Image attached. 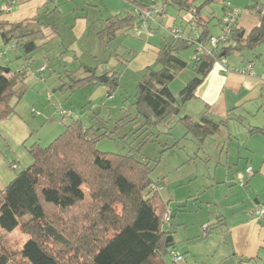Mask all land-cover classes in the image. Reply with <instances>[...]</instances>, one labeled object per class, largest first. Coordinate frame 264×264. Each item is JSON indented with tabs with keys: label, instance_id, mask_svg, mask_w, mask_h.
<instances>
[{
	"label": "trees",
	"instance_id": "trees-1",
	"mask_svg": "<svg viewBox=\"0 0 264 264\" xmlns=\"http://www.w3.org/2000/svg\"><path fill=\"white\" fill-rule=\"evenodd\" d=\"M123 1L134 8L135 14L129 12L123 18H105L104 27L97 33L101 47H108L118 34L128 33L136 22L139 23L136 8H148L154 3ZM165 1L167 5H173L189 15L187 24H190V30L185 32V36L192 34L191 28L197 29L199 40L213 35L209 17L201 16L203 7L213 0H202L200 5H194V0ZM218 1L222 4L224 14L230 4L225 0ZM7 3L0 4V13L11 11L9 4L15 5L17 0H8ZM258 3L260 1L253 0L250 10L259 16V25L246 33L236 20L230 35L219 48V57L246 48L253 49L264 43V13L257 8ZM3 6H8V10L3 9ZM221 19H218V23ZM42 24L37 15L15 22L0 19L1 38L5 43L12 40L14 49L20 51L18 58L23 57L25 60L24 66L16 71H12L9 65L0 64V119L11 113L12 99H20L25 92L32 59L29 54L42 38ZM5 26L9 28L4 29ZM170 37L157 52L159 67L155 69L147 66L139 72L133 103L136 114L131 119L135 121L138 117L142 118L141 126L145 130L166 117L168 125L175 119L185 129L182 137L189 136L197 149H201L207 139L227 127L229 118H214L206 110L201 117L193 119L190 115L181 114L180 110L182 103L194 96L215 60L207 55L184 59L181 52L194 46V43L184 37ZM125 52L129 56L115 53L118 65L109 66L101 72L96 71V66L85 64H81L80 75L67 72L66 76L71 82L69 86L88 83L104 85L107 88L106 95H113L120 86L123 67L136 54ZM4 53L0 51V57ZM44 68V65L40 66L37 74L42 76ZM184 68L192 70L195 76L177 95H173L169 83ZM99 125V122H91L84 126L79 117L73 118L48 146L33 144L29 148L31 164L22 169L15 166L20 169L19 172L0 189V229L10 232L22 226L30 234L20 250L24 264H169L166 256L175 245L174 227L169 222L172 213L168 210V201L163 199L158 190V183L152 182L150 178V163L137 159L132 153L110 154L97 150L96 142L106 135L97 132ZM250 131L264 134V128ZM152 134L147 133L138 144L142 146L152 139ZM84 185L88 186L93 203L86 207L81 220H72L79 223L78 229L73 231V238L68 239L48 221L45 206L69 212L85 204ZM25 217L27 219L23 220ZM223 221L219 216L214 225L207 227L218 228ZM207 227L206 234L209 231ZM53 244H60L68 253L60 255L57 249L52 248ZM9 258L7 254H0V264H11ZM175 258L173 254V260L177 262Z\"/></svg>",
	"mask_w": 264,
	"mask_h": 264
},
{
	"label": "rangeland",
	"instance_id": "rangeland-1",
	"mask_svg": "<svg viewBox=\"0 0 264 264\" xmlns=\"http://www.w3.org/2000/svg\"><path fill=\"white\" fill-rule=\"evenodd\" d=\"M75 1L77 5H81V1L83 3V0ZM84 1L86 5L82 11L75 10L77 6L73 0H23L20 3L18 0L15 5L9 4L11 14L5 11L10 20H20L26 15L37 14L47 25L56 23L57 29L51 25L43 28L46 36L37 41L36 48L29 54L32 59L25 81V92L20 99H12L11 113L0 119V189L20 169L31 164L29 148L33 144L48 146L73 118L79 117L84 126L99 122L97 132L106 135L96 142L97 150L110 154L132 153L137 159L150 163V178L152 182L158 183V190L163 199L168 201V210L172 213L169 222L174 227L175 245L167 253L168 263L212 264L214 250L219 245V234H223V231L209 229L207 226L214 225L221 214L232 211L227 207V198L234 187L230 188L224 180L226 175L228 178L235 175L232 169L237 172L245 167L244 160L235 158V151H239L238 140L229 136L228 130L235 124L207 139L201 149H197L189 136L182 137L185 129L175 119L168 125L166 117L156 125L149 126L147 130L143 129L142 118L138 117L135 121L131 119L136 114L133 103L139 73L130 66L123 67L120 86L110 97L104 94L93 99L91 94L98 86L95 84L70 87L71 82L66 73H79L81 63L96 66V71L101 72L117 64L115 49H119L121 54L125 53V48L120 45L122 39L129 37L134 45L138 41H146L144 34L136 36L132 28L128 33L118 34L109 45L110 48L99 46L96 32L103 22L89 20L88 27H83L81 21L87 19L79 16L80 13L86 14L88 9H92L91 14L98 19L111 4L107 0H100L98 5H95V0ZM192 3L200 5L202 0H194ZM252 3L250 0L244 9L235 6L236 4L231 6L250 12ZM0 4L8 3L0 0ZM129 8L133 13V7L129 5ZM85 14L82 16L85 17ZM222 14V4L218 0L207 3L201 10V16L210 19V32L213 35L221 31L218 19L222 18ZM76 15L77 18L74 19ZM124 15L125 12L120 17ZM13 45L12 40L5 43L0 35V51L5 52L0 57V64L9 65L12 71H16L24 66L25 60L23 57L18 58L20 51L14 49ZM194 48L191 46L184 50L181 56L188 60L194 54ZM260 53L264 54V43L235 54L258 63L255 55ZM42 65L45 68L40 76L37 70ZM151 65L155 69L159 67L156 61ZM61 109L71 110L74 115H61ZM117 124L120 127L117 128ZM149 132L153 133L152 139L140 146L138 143ZM82 189L85 204L69 212L50 205L45 206L48 221L68 239H72L73 231L78 229L79 223L72 220H81L86 207L93 203L88 186L84 185ZM26 219L27 217L23 220ZM206 227L209 230L207 235ZM29 238L30 234L22 226L10 232L0 229V254L9 255L11 264H24L20 250ZM59 245L53 244L52 248L57 249L60 255H66L68 250ZM173 254L181 255L182 260L175 262Z\"/></svg>",
	"mask_w": 264,
	"mask_h": 264
},
{
	"label": "crops",
	"instance_id": "crops-1",
	"mask_svg": "<svg viewBox=\"0 0 264 264\" xmlns=\"http://www.w3.org/2000/svg\"><path fill=\"white\" fill-rule=\"evenodd\" d=\"M22 1L19 0V3ZM99 1L95 0V5H98ZM141 1L150 4L152 1L157 0ZM227 1L230 5L236 4L235 6L240 8L247 7L248 3H250V0ZM73 2L77 6L75 10L82 11L85 9L86 2L84 0L83 3L82 1L79 2L81 5H77L75 0ZM107 2L111 5L104 9L103 14H100L101 17L98 19H95L96 17L94 18L91 14L92 9H88L86 14L80 13V18L87 19L81 21L83 27H88L89 20H100L103 22L109 16L123 18L130 12V4L125 1L107 0ZM243 9L242 11L239 9L237 25L242 27L247 33L253 27L258 26L260 21L259 16L257 15L256 17L253 11L250 10V13L245 9L246 11L243 12ZM134 11L133 8V13L135 14ZM124 12L125 15L120 17ZM5 13H0V19L10 22L37 15H26L20 20H10ZM252 13L255 16L251 15ZM83 14H85V17L82 16ZM75 18H77V15ZM39 19L43 23L40 26L42 37L46 36L43 30L44 27L51 25L52 28L57 29L56 23L47 25L45 24L46 21ZM188 19V14L179 11L173 5H167L165 11L156 16L155 22H151L149 27L142 31L141 35L144 34L146 37L145 42L138 41L134 45L129 37L122 39L120 45L125 48L124 51L137 53L126 63V67L130 66L139 73L147 66H152L151 64L156 61L159 48L171 38L168 29L171 26H178L182 27L184 33L188 32L190 30V24H187ZM75 24H77V20ZM136 25H138V22H136ZM103 27L104 22L102 27L96 32V38L98 31ZM8 28L9 26L4 27V29ZM109 45L108 47L110 48ZM115 51L119 53V49H115ZM235 53L239 52L231 53L225 57V66L218 62L213 64L212 69L196 88L194 96L182 103L180 113L190 115L193 119H198L207 110V113L214 118H229L226 128H230L233 123L235 124L228 130L230 132H228L229 136L230 138L234 137L235 140L237 139L239 144V151H235V158L242 159L245 162V167L240 171L236 172L232 169L233 174L235 173L236 176L228 178L226 175L224 180L230 188L234 187L230 190L227 198L229 205L227 207L231 208L232 211L221 214L224 221L217 229H221L223 234H219V245L214 250L212 264H264V220H258L252 214L254 207L264 202V134L259 131H250L253 128H264V84L262 83L264 54L255 55V58L259 60L258 63H255ZM126 54L129 56L128 53ZM115 58L118 59L117 57ZM248 62L252 65V73L241 71ZM116 65H118V62ZM80 73H76V75H80ZM194 76L195 73L190 69L184 68L180 70L174 78L175 80L173 79L174 81L172 80L169 83V89L172 94L177 95ZM106 91V86L98 85L91 97L94 99L97 96H104ZM226 128L220 131L227 130ZM247 166H250L252 170V174L249 176L246 173ZM239 175L245 179L243 184L239 182Z\"/></svg>",
	"mask_w": 264,
	"mask_h": 264
},
{
	"label": "built area",
	"instance_id": "built-area-1",
	"mask_svg": "<svg viewBox=\"0 0 264 264\" xmlns=\"http://www.w3.org/2000/svg\"><path fill=\"white\" fill-rule=\"evenodd\" d=\"M260 3L257 4V8L260 9L261 13H264V1L263 0H258ZM167 6V2L165 0H157L154 1L153 4H151L148 8H136L137 13H138V18H139V23L134 27V33L139 36L141 35L142 31L144 29H147L149 27V24L151 22H155L156 16L159 14H162L165 11V8ZM3 9L8 10V6H3ZM240 10L237 7H233L229 5L228 9L225 11V13L222 16L221 19V31L217 35H211L207 39H197L198 37V31L196 28H191V35L185 36V33L181 27L178 26H171L168 31L169 34L172 37H178V38H187L191 40L194 43L195 46V52L192 56L193 59H197L201 55H207L212 57L215 62H218L222 64L223 66L226 65L225 62V57H219L218 52L220 46L223 44V42L226 40V38L230 35L232 31V26L235 24L238 16H239ZM41 67L40 69H42ZM242 72L246 73H252V65L251 63H247L244 68L241 69ZM262 83L264 84V76L262 78ZM60 113L62 115H72L74 114L71 110H65L61 109ZM246 173L247 175L252 174V170L250 166L246 167ZM239 182L244 183L245 179L239 175ZM253 216L260 220H264V203H261L257 205L254 208L253 211ZM164 218H167V213H165ZM177 260L181 259V256H176Z\"/></svg>",
	"mask_w": 264,
	"mask_h": 264
}]
</instances>
